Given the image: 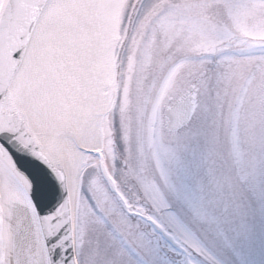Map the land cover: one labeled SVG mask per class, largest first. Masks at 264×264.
Wrapping results in <instances>:
<instances>
[{
    "label": "snow or ice",
    "instance_id": "1",
    "mask_svg": "<svg viewBox=\"0 0 264 264\" xmlns=\"http://www.w3.org/2000/svg\"><path fill=\"white\" fill-rule=\"evenodd\" d=\"M212 7L223 20L187 29L200 36L201 67L235 63L233 47L264 53V0L166 10L163 0H0V264H230L229 252L264 264V168L234 181L202 146L206 130L190 129L207 71L174 97L188 62L174 65L135 121L121 79L130 32L151 27L150 60L158 32L174 38L188 11ZM249 13L260 17L256 39L233 27ZM232 155L240 161L235 132Z\"/></svg>",
    "mask_w": 264,
    "mask_h": 264
},
{
    "label": "rangeland",
    "instance_id": "2",
    "mask_svg": "<svg viewBox=\"0 0 264 264\" xmlns=\"http://www.w3.org/2000/svg\"><path fill=\"white\" fill-rule=\"evenodd\" d=\"M200 2L201 0H163L165 10L169 5ZM205 16L218 23L224 19L223 9L212 7L206 13H201L198 9L188 11L184 17L185 31L171 39L165 34L157 33L150 48V60L146 58L145 45L151 37V27L146 30L143 38L137 36L135 40L130 32L129 40L124 42L120 53V74L123 73L121 79L131 78L127 79L131 86L129 115L135 121L138 108L150 109V104L146 105L145 101L150 94L153 99L155 97V89L152 86H158L174 65L188 62L178 73L176 87L173 89L174 97L182 95L194 83L199 85L201 73L206 70L207 76L204 79L207 80V90L201 86L199 108L190 129L193 132L206 130L207 142L202 140V146L223 156L226 161L225 173L234 181L238 179L237 173L241 168H244L249 173V179H252L258 177V173L264 168V71L261 70L264 61L259 59L264 53L233 47L230 54L235 56V63L219 67L212 64L201 67L197 63L199 57L193 52L201 42L200 36L187 29L200 23ZM259 20L257 13H249L239 26L234 24L233 27L237 35L246 34V38L256 39L262 35V30H258ZM166 43L168 46H165ZM125 70H130L128 74L126 71V76ZM234 132L239 142V162L232 155ZM166 139H171L167 133ZM129 163L133 167L139 166L140 158L135 151V145ZM144 174L148 177L154 175L150 165L145 166ZM98 232L102 241L109 239L103 229H98ZM127 239L136 246L134 236L130 235ZM139 250L143 252V249ZM222 258L230 264H239L230 252ZM254 258L258 261L261 259L259 253Z\"/></svg>",
    "mask_w": 264,
    "mask_h": 264
},
{
    "label": "flooded vegetation",
    "instance_id": "3",
    "mask_svg": "<svg viewBox=\"0 0 264 264\" xmlns=\"http://www.w3.org/2000/svg\"><path fill=\"white\" fill-rule=\"evenodd\" d=\"M122 71V70H121ZM126 71L127 70H125V76H126ZM130 72V70L129 71H127V74ZM121 73V72H120ZM123 74V73H122ZM122 74H121V77H122ZM127 79H129V80H131V78H127ZM127 79L125 78V80H126V82H127ZM127 84H128V82H127ZM128 87H129V93H130V89H131V86H130V83L128 84Z\"/></svg>",
    "mask_w": 264,
    "mask_h": 264
}]
</instances>
